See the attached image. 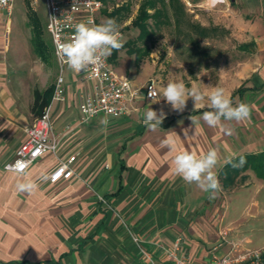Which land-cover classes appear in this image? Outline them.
Here are the masks:
<instances>
[{
  "label": "crops",
  "instance_id": "crops-1",
  "mask_svg": "<svg viewBox=\"0 0 264 264\" xmlns=\"http://www.w3.org/2000/svg\"><path fill=\"white\" fill-rule=\"evenodd\" d=\"M184 2L197 9L215 11L216 25L230 30L238 44L247 43L249 50L256 49L255 58L249 59L246 66L247 86L237 87L230 96L231 100L236 96L245 99L250 106L247 126L252 129L245 132L246 142L237 138L233 143L215 145L216 149L220 148L219 162L214 169L218 176L226 166L225 148L231 152L246 151V154L264 151V0H223L214 5L210 0ZM4 18L5 14L0 11V159H4L3 152L10 145L18 144L17 150L26 139L23 129L31 117L34 90L16 77V54L8 44L9 19ZM197 26L207 30L203 24ZM111 55L110 64L116 59V56L111 59ZM116 61L111 66L116 73L123 74L120 56ZM63 78L65 101L51 105V135L59 140L58 152L43 155L23 174L5 172L2 166L0 176L4 174V182L0 183V191L16 194L17 184L30 179L38 186L31 193L37 204H46L45 190L54 192L56 222L64 215L65 207V213H71L68 219L80 224L82 205L89 214L88 224L86 229L78 230L77 226L76 231H63L61 237L46 241L40 258H11L4 253L0 264H174L169 254L204 264L212 256L227 254L229 244L216 245L224 237L222 232H217V222L209 215L206 204L209 193L175 175L174 153L161 147V141L174 131L181 138L177 142L178 150L206 153L209 149L207 127L202 129L199 125L197 129L190 119L200 121L203 113L176 114L162 105L144 104L141 98L131 105L127 116L110 119L100 114L86 124H78V107L92 92L93 84L79 78L67 66ZM241 88L244 91L238 93ZM21 95L26 98L22 107L18 106ZM150 106L157 113L162 110L166 114L161 124L165 128L158 126L151 130L145 126L144 114ZM66 126H70L69 132L64 131ZM184 129H188L189 137L195 135V138L186 140ZM74 154H77L74 172L77 162L83 164L82 173L87 176L91 189L74 182L73 177L56 184L42 179L50 175L59 161ZM246 154L233 155L232 159ZM81 195L87 199L75 198ZM97 197H101L99 202ZM46 235L43 238H48L49 234Z\"/></svg>",
  "mask_w": 264,
  "mask_h": 264
},
{
  "label": "rangeland",
  "instance_id": "rangeland-1",
  "mask_svg": "<svg viewBox=\"0 0 264 264\" xmlns=\"http://www.w3.org/2000/svg\"><path fill=\"white\" fill-rule=\"evenodd\" d=\"M146 1L148 0H105L103 9L97 16V24L114 19L123 37V47L116 50V59L120 56L123 62V74L118 72L117 74L126 76L137 88L144 87L149 80H152L158 92L161 93L152 101L142 98L144 104L162 105L173 110L162 96L164 87L170 81H183L188 88L195 85L205 96L219 87L223 88L226 95L230 97L237 87L247 86L246 66L249 59L255 58L256 49L250 47L249 50L247 43L238 44L230 30L221 29L222 27L216 25L215 11L197 9L182 0L184 16L181 18L180 26L177 27L174 23L173 11L166 7L164 11L166 16L158 19L160 23L156 24L157 20L147 21L148 26L155 29L152 41H141L137 39L138 30L133 27V22L138 16L140 6ZM188 1L193 3L195 0ZM157 8H160L159 4ZM30 12L38 18L45 42L51 44L45 31L44 4L27 0H14L11 15L7 16L4 13L5 18L9 19L8 44L11 52L16 54L17 79L24 80L26 86H30L31 89L44 90L53 86L58 74L57 66L52 53L50 60L46 63L35 55L30 40L31 28L28 22ZM147 13L151 15L152 11ZM199 24L207 27L204 37L198 33L199 31L197 32ZM235 25L239 27V23L236 22ZM135 52L140 53L142 58L138 64L134 62L133 53ZM154 53L158 54L154 55ZM116 59L111 60V65L117 64ZM232 101L234 105L241 102L247 103L245 99H239L238 96ZM25 104L26 98L24 99L21 95L18 106L22 107ZM207 105L208 100L205 99L198 102L195 107L194 100L189 98L182 112L177 110L174 112L189 113L199 108H208ZM33 120L32 116L27 120L23 129L24 134ZM192 122L197 129L199 125L202 129L206 125L202 120L195 118H192ZM245 123L246 125H243ZM247 124L248 120L225 121V127L233 129L232 135L226 134L222 127L210 128L206 125L209 136L208 150L215 148V145L219 147L221 143H233L237 141V138L246 142L245 132L252 129ZM17 145H10L9 149L3 152L5 157L0 159V170L3 164L14 156ZM224 152L228 153L223 161L226 166L218 175L221 190L215 199H209V196L206 199L209 215L213 218V222H217V232H222L221 236L224 237L216 245L229 244L228 252L258 251L262 254V264H264V181L259 180L249 167L244 170L231 165V162H234L233 155L246 154V151L231 152L225 148ZM79 163L77 162L74 167V182L82 184L89 190L91 186L87 182V176L82 173L83 164ZM3 177L4 174H1L0 183L4 182ZM53 193V191L45 190L46 204L44 202L37 204L32 194L29 197V193L13 194L6 190L0 191V256L7 253L6 256L11 258H40L46 247V241L55 240L57 236L61 237L63 231H76L77 226L78 230L86 229L89 214L82 205L79 207L80 224H73L68 219L71 213H65V207H63L64 215L59 218V222L55 221L57 199ZM75 198L87 199L83 195ZM100 198L97 197L98 202ZM43 234L45 236L49 234L48 238L45 239V236L43 238Z\"/></svg>",
  "mask_w": 264,
  "mask_h": 264
},
{
  "label": "built area",
  "instance_id": "built-area-1",
  "mask_svg": "<svg viewBox=\"0 0 264 264\" xmlns=\"http://www.w3.org/2000/svg\"><path fill=\"white\" fill-rule=\"evenodd\" d=\"M31 2H42L45 6L46 22L45 30L49 36L52 46L54 60L57 65L58 74L53 84V92L50 103L44 108L41 115L33 120L25 130L26 139L17 148L13 160L3 165V171L23 174L39 158L47 153L56 154L59 148V140L51 135V105L52 103H63L65 101V82L63 70L67 66L59 57L57 46L66 42L73 35V25L86 22L92 18L97 24V16L103 9L105 0H30ZM14 0H5L0 3V11L10 16ZM82 80L93 84L92 92L88 94L78 107V124H86L89 120L102 114L106 118H119L130 113L131 105L143 98L147 101L155 100L148 97L152 87L156 92L155 83L149 80L144 87L137 88L127 79L115 72L107 60L99 66L90 67L87 71L76 73ZM90 109V111H86ZM69 132L70 126L64 131ZM77 154L64 161H60L49 175V183L56 184L61 180H69L74 175V163ZM228 252L221 257L212 256L204 264H262V254L258 251H246L235 253ZM174 264H196L187 258L175 257L169 254Z\"/></svg>",
  "mask_w": 264,
  "mask_h": 264
},
{
  "label": "clouds",
  "instance_id": "clouds-1",
  "mask_svg": "<svg viewBox=\"0 0 264 264\" xmlns=\"http://www.w3.org/2000/svg\"><path fill=\"white\" fill-rule=\"evenodd\" d=\"M2 2L5 0H0V3ZM210 2L214 5L223 2V0H210ZM73 30L71 39L59 43L57 51L67 67L76 73L102 65L113 50L118 51L123 47V37L114 19L96 24L90 17L86 22L73 25ZM157 95H161V93L156 92L151 87L148 97L153 99ZM162 96L172 106L173 110L181 112L186 107L189 98L194 100L195 107L198 102L207 99V106L210 110L204 111L200 119L210 128H224L228 135L233 134V129L225 127V121L243 122L249 120L251 116V108L247 103L241 102L234 105L231 98L226 95L225 90L219 87L214 88L205 96L195 85L188 88L183 81H170L164 87ZM86 111H90V109H86ZM165 118L166 114L162 110L157 113L150 106L144 114L143 123L149 129L156 130ZM190 119L192 120L191 117ZM183 135L186 140L195 138V135L189 137L188 129L183 130ZM179 140H181L180 136L172 131L161 141L162 148H166L170 154L174 153L172 157L174 174L189 185L195 183L202 191L209 193V199H215L221 190L218 176L214 172L219 162L218 149L212 148L206 153L200 154L187 149L178 150L177 142ZM245 162L244 158L241 157L239 163L234 166L242 167ZM49 178L48 175L42 177L45 181ZM37 187L35 182L28 179L17 184V191L31 194Z\"/></svg>",
  "mask_w": 264,
  "mask_h": 264
},
{
  "label": "trees",
  "instance_id": "trees-1",
  "mask_svg": "<svg viewBox=\"0 0 264 264\" xmlns=\"http://www.w3.org/2000/svg\"><path fill=\"white\" fill-rule=\"evenodd\" d=\"M160 5V8H157V5ZM166 7L173 11V15L175 16L174 23L177 27L180 26L181 18L184 16V6L181 0H167V4H165V0H148L140 6L138 16L133 22V27L138 30L137 39L141 41L150 40L152 41L155 29L150 28L147 24L148 20H157L156 24L160 23L158 19L162 16H166ZM152 11V14L149 15L147 12ZM28 22L31 28V45L35 55H37L42 62L46 63L51 58L52 48L48 42H45L43 38L42 27L38 18L34 13L30 12L28 15ZM199 31V32H198ZM197 32L204 37L205 30L197 28ZM134 54V62L139 63L141 61V55L138 52ZM116 56V50L112 51L111 59ZM244 90L238 89V93H242ZM53 92V87L49 86L43 91H39L37 89L33 90L32 97L33 101L30 105V114L36 119L39 117L46 108V106L50 103L51 96ZM204 111H208L207 109H198L189 113L187 115H198L203 113ZM177 117H173L172 119H176ZM161 126V125H160ZM163 128L165 126H161ZM243 157L246 161L241 168L244 170L246 168H250L256 175L259 180L264 181V151L257 154H246L238 156L234 162H231V165H235L239 163L240 158ZM235 163V164H234ZM17 263V262H12Z\"/></svg>",
  "mask_w": 264,
  "mask_h": 264
}]
</instances>
